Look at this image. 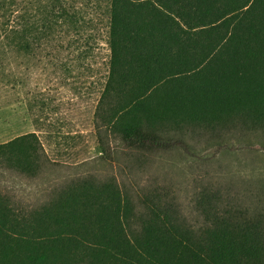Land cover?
Returning a JSON list of instances; mask_svg holds the SVG:
<instances>
[{"label":"trees","instance_id":"trees-1","mask_svg":"<svg viewBox=\"0 0 264 264\" xmlns=\"http://www.w3.org/2000/svg\"><path fill=\"white\" fill-rule=\"evenodd\" d=\"M106 1L101 141L107 134L129 152L151 151L171 142L160 132L167 126H210L241 113L264 120V0ZM34 13L23 0H0V48L32 56L59 25L78 28L66 0H51L40 20ZM46 165L36 133L0 145V171L37 178ZM141 198L146 215L134 235L130 202L112 187L85 182L35 210L0 192V264H264L259 197L251 207L232 191L198 190V230L163 189Z\"/></svg>","mask_w":264,"mask_h":264},{"label":"rangeland","instance_id":"rangeland-1","mask_svg":"<svg viewBox=\"0 0 264 264\" xmlns=\"http://www.w3.org/2000/svg\"><path fill=\"white\" fill-rule=\"evenodd\" d=\"M23 1L39 20L51 2ZM66 1L77 11L78 28L59 25L54 39L32 56L0 48V145L36 133L53 164L37 178L1 170L0 192L9 202L35 210L85 182L112 187L130 202L134 235L146 215L141 195L156 187L177 198L181 219L197 230L200 189L232 191L251 207L257 197L264 203V120L247 113L210 126L164 127L160 132L171 142L151 151L129 152L107 134L101 141L98 129L106 127L97 112L111 54L107 1Z\"/></svg>","mask_w":264,"mask_h":264}]
</instances>
